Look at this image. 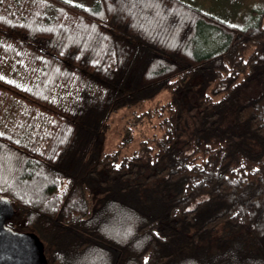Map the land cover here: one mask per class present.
Returning a JSON list of instances; mask_svg holds the SVG:
<instances>
[{"label": "trees", "instance_id": "trees-1", "mask_svg": "<svg viewBox=\"0 0 264 264\" xmlns=\"http://www.w3.org/2000/svg\"><path fill=\"white\" fill-rule=\"evenodd\" d=\"M36 1L66 20L0 2L31 65L0 90L36 109L0 134V195L47 263L264 264V12L239 28L183 0Z\"/></svg>", "mask_w": 264, "mask_h": 264}, {"label": "rangeland", "instance_id": "rangeland-1", "mask_svg": "<svg viewBox=\"0 0 264 264\" xmlns=\"http://www.w3.org/2000/svg\"><path fill=\"white\" fill-rule=\"evenodd\" d=\"M72 4H77L83 7H89L93 5L96 0H65ZM194 7L213 15L225 22L237 26L246 27L254 25L259 19V14L264 12V0H183ZM5 3L4 9L12 10L13 3H17L19 7L28 10H35L36 13L47 16L51 21L62 23L66 20L65 15L60 14L55 8L36 0H0ZM0 44L3 47L14 46L16 53L22 60L19 62V58L8 59L1 53L0 50V79L9 84L15 85H27L28 80L24 75V68H30L31 65L25 64L28 60L29 53L21 51L15 44L1 40ZM255 91L252 92L254 94ZM189 101L194 102V94H188ZM169 100L168 93H162L158 95L150 104L159 105L165 104ZM187 105L181 104V114L184 119L190 123L186 113ZM36 115V109L30 107L22 100L13 97L0 90V134L10 135L16 133L18 137L22 136L27 127L32 122ZM149 131L147 132V134ZM138 136V135H137ZM144 136V135H143ZM139 137V136H138ZM17 215H13V218L7 222V226L12 229L22 231L25 228L22 227L25 223L17 225L14 221ZM226 229L220 226L217 228L212 236V239L208 243H204L205 246H209L210 249H214L216 241L220 235H222Z\"/></svg>", "mask_w": 264, "mask_h": 264}, {"label": "water", "instance_id": "water-1", "mask_svg": "<svg viewBox=\"0 0 264 264\" xmlns=\"http://www.w3.org/2000/svg\"><path fill=\"white\" fill-rule=\"evenodd\" d=\"M14 213L13 203L0 195V264H48L44 245L34 232L7 226Z\"/></svg>", "mask_w": 264, "mask_h": 264}]
</instances>
